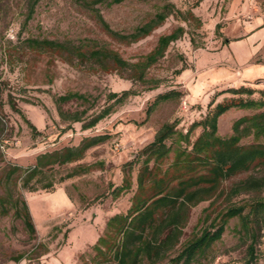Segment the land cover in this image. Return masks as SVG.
Returning a JSON list of instances; mask_svg holds the SVG:
<instances>
[{
  "label": "rangeland",
  "instance_id": "rangeland-1",
  "mask_svg": "<svg viewBox=\"0 0 264 264\" xmlns=\"http://www.w3.org/2000/svg\"><path fill=\"white\" fill-rule=\"evenodd\" d=\"M90 1L40 0L25 23L31 0H0V196L26 200L36 227L32 238L14 210L7 215L0 212V264H96L93 245L107 220L129 209L140 163L132 168V190L117 198L111 190L122 183L126 164L154 139L164 123L175 121L177 130L186 133L210 108L233 98L230 93H220L228 88L251 87L256 92L250 98H264V0H170L183 12L192 10L201 26L194 19L169 16L151 35L131 44L108 35L94 10L100 11L112 30L127 34L151 19L164 2L127 0L109 6ZM179 26L185 28L183 36L170 44L165 56L147 73L148 78L160 81L152 89L148 88L151 84L127 78L128 73L115 66L103 70L70 64L57 52H38L26 45L33 38L70 41L86 49L106 46L125 60L136 62L154 49L161 35ZM253 35L255 45L247 47ZM224 39L228 40L225 44ZM182 67L185 69L177 73ZM129 89L138 94L116 104L109 116L87 130L82 129L81 122L62 121L55 102L57 96L69 92L85 94L91 103L73 101L63 104L62 109L73 112L88 107V116L112 103L108 101L110 93ZM168 91L180 96L159 103L147 118V109L157 96ZM256 112L230 109L219 119V134L231 135L236 119ZM200 133L201 128L195 129L191 142ZM96 135L109 138L90 148L81 160L47 169L27 186L19 172L11 179L7 176L12 166L33 167L38 155L76 146L84 137ZM259 141L264 143V136ZM172 142L168 140L167 144ZM253 142L255 139L249 136L241 143ZM82 166L90 168L67 177ZM250 177L264 179V165L226 180L221 196L192 207L180 243L165 259L143 264H170L185 241L229 204L264 200V187L229 200L230 188ZM49 184L53 187L42 188ZM33 187L37 190H31ZM238 229L240 221L234 218L221 240L191 264H244L251 240ZM256 249L257 264H264L263 237L258 239Z\"/></svg>",
  "mask_w": 264,
  "mask_h": 264
},
{
  "label": "trees",
  "instance_id": "trees-1",
  "mask_svg": "<svg viewBox=\"0 0 264 264\" xmlns=\"http://www.w3.org/2000/svg\"><path fill=\"white\" fill-rule=\"evenodd\" d=\"M39 1L31 0L25 23L32 18ZM125 1L127 0H91L90 4L111 6ZM136 1H161L164 5L151 19L127 34L112 30L97 9L94 10L95 18L108 35L125 44L138 42L151 35L169 16L180 17L184 21L194 19L198 21V27L202 24L192 10L183 12L170 0ZM219 28L220 25L217 24L216 30ZM184 33L185 28L179 26L170 33L161 35L154 49L136 62L125 60L117 51L106 46L86 49L83 45H76L70 41L33 38L28 39L26 45L38 52H57L56 54L63 56L70 64L103 70L115 66L127 72V78L141 84H151L148 88L152 89L157 87L160 81L147 77L149 69L165 56L170 44L180 39ZM227 42V39L223 40L224 44ZM184 69L185 67H182L177 73ZM255 92V89L243 85L220 91L222 94H232L233 98L210 108L203 119L191 124L186 133L177 130L175 121L164 123L160 127L154 139L134 160L126 164L122 183L111 190L114 198L132 190V168L134 164L140 163L136 175L137 188L131 198L129 209L126 213L111 216L105 224L103 233L93 245L96 264H143L145 261L157 263L165 259L180 243L192 207L214 196H221L224 193L222 185L226 180L264 165V143L259 141L264 136V98H250ZM136 94L138 93L133 89L122 93L112 92L108 95V101L112 103L106 105L100 112L88 116H86L88 107L73 112L62 109L63 104L73 101H80L84 105L91 103L85 94L69 92L57 96L55 102L62 121L81 122L82 129L87 130L109 116L116 104H122ZM241 95H247V98ZM176 96H180L176 91L158 95L147 109V118L159 103ZM232 108L253 109L258 112L236 119L232 124V134L223 137L219 134V119ZM17 110L26 119L22 111ZM30 125L36 130L32 124ZM197 128H201V133L191 142L190 136ZM249 136H253L255 142L242 144V140ZM108 138V135L84 137L76 146H67L38 155L33 167L12 166L7 176L11 179L19 172L23 185L27 186L47 169L81 160L90 148L105 142ZM171 139L173 142L168 145L167 141ZM183 143L186 144L185 147ZM89 168L82 166L69 173L67 177L86 172ZM52 187L53 185L49 184L42 188ZM263 187L264 179L250 177L240 180L230 188L229 200L242 193L262 190ZM31 190L37 189L33 187ZM10 210H14L15 216L22 220L30 237H35L36 227L26 200L21 197L9 200L0 196V212L7 215ZM234 218L240 221L239 233L251 240L244 264H257L256 243L261 237L264 238V200H257L253 204H229L209 225L193 233L185 241L178 254L169 260L170 264H191L205 256L213 245L221 240L229 222ZM21 258L22 256L16 260Z\"/></svg>",
  "mask_w": 264,
  "mask_h": 264
},
{
  "label": "crops",
  "instance_id": "crops-1",
  "mask_svg": "<svg viewBox=\"0 0 264 264\" xmlns=\"http://www.w3.org/2000/svg\"><path fill=\"white\" fill-rule=\"evenodd\" d=\"M251 38H252V41H250V43L249 42L247 43V47H249V44H251V46L255 45V41H256L255 36L253 35V36H251Z\"/></svg>",
  "mask_w": 264,
  "mask_h": 264
}]
</instances>
